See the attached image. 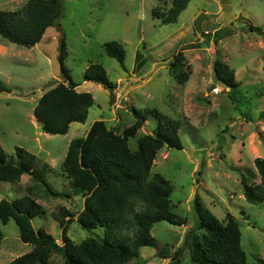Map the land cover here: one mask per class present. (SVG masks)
Returning a JSON list of instances; mask_svg holds the SVG:
<instances>
[{"label":"rangeland","instance_id":"rangeland-1","mask_svg":"<svg viewBox=\"0 0 264 264\" xmlns=\"http://www.w3.org/2000/svg\"><path fill=\"white\" fill-rule=\"evenodd\" d=\"M26 0H0V10L21 7ZM62 13L32 47L9 42L0 35V145L16 160L15 147L36 155V167L65 198L52 197L29 175L16 183L0 181V199L24 194L34 198L43 213L33 218L58 244L61 228L51 214L60 207L73 213L66 235L75 243L103 236V229L85 230L76 222L83 197L74 192L61 171L70 140L86 136L95 120H103L117 133L135 121L132 107L142 112L156 109L179 121L181 148L163 147L156 153L151 173L158 172L172 185L173 212L182 225L157 222L151 229L155 248L142 247L140 257L128 264H167L182 245L196 221L194 198L219 221L231 214L239 220L240 245L246 264H264V202L252 204L243 196L241 178L259 181L254 166L264 156V0H190L177 21L162 24L153 9L167 10L171 0H61ZM250 25L261 30L250 29ZM64 39V64L77 91L89 92L93 103L84 123L73 122L65 134L44 133L33 115L38 98L58 82H64L58 62L59 41ZM114 40L125 50L124 66L109 57L102 44ZM183 54L187 78L179 83L170 72L173 55ZM144 64L135 67L136 53ZM218 58L228 64L240 82L234 99L228 88L213 81L212 65ZM90 63L101 64L110 92L101 84L83 81ZM156 119L149 115L128 140L137 147V137L151 134ZM70 216L67 217L69 219ZM0 264L31 250L19 238L13 219L0 222ZM49 264H64L54 253ZM180 264H190L184 251Z\"/></svg>","mask_w":264,"mask_h":264},{"label":"trees","instance_id":"trees-1","mask_svg":"<svg viewBox=\"0 0 264 264\" xmlns=\"http://www.w3.org/2000/svg\"><path fill=\"white\" fill-rule=\"evenodd\" d=\"M189 1L171 0L167 10L153 9L151 15L162 24L175 23ZM61 13V0H26L19 8L0 10V35L9 42L32 47L41 40L46 29L55 24ZM249 27L261 30L253 25ZM102 47L125 69V50L119 42L106 41ZM66 55L65 42L61 38L58 62L67 83L58 82L45 91L33 109L34 118L47 134H65L71 123H84L93 103L89 92L75 89L77 84L71 80L64 64ZM182 59L183 54L179 50L173 55L169 67L179 83L187 78ZM136 61L135 67L139 69L143 66L139 52L136 53ZM212 70L213 81L228 88L229 97L234 99L240 82L235 79L233 70L218 58L214 60ZM82 79L101 84L110 92L115 87L99 63L88 64ZM3 89L0 84V91ZM131 110L135 121L120 133L107 128L103 120H95L86 136L70 140L61 163V171L69 179L74 192L81 193L83 197V206L76 212V222L89 231L102 228L103 236L87 237L75 243L66 235L67 225L74 214L60 207L51 214L61 228L62 243L58 244L44 228L33 224V218L43 213L34 198L27 194L14 199L1 198L0 222L5 224L13 219L20 240L32 245L30 251L15 257L8 264H49V258L54 253L62 257L64 264H128L141 258L142 247H156L157 241L151 234L155 223H185V218L172 210L170 181L162 174L150 171L159 149L181 148L178 135L180 123L156 109L142 112L132 107ZM149 115L156 119L153 133L137 137L136 149H130L128 140L136 135ZM14 152L16 160L8 158L0 145L1 182L16 183L26 174L42 184L50 196H69L48 184L43 170L36 167L35 154L21 147H15ZM253 163L259 181L252 183L242 176V193L247 202L258 204L264 202V156L256 157ZM194 209L196 221L186 232L182 245L170 257L164 253L160 255L169 259L167 264H180L184 251H187L190 264H246L247 257L240 245L239 220L228 214L225 222L219 221L202 207L198 195L194 198ZM1 238L0 233V241ZM139 264H144V260L140 259Z\"/></svg>","mask_w":264,"mask_h":264},{"label":"crops","instance_id":"crops-1","mask_svg":"<svg viewBox=\"0 0 264 264\" xmlns=\"http://www.w3.org/2000/svg\"><path fill=\"white\" fill-rule=\"evenodd\" d=\"M23 176V175H22ZM22 176H21V178H22Z\"/></svg>","mask_w":264,"mask_h":264},{"label":"water","instance_id":"water-1","mask_svg":"<svg viewBox=\"0 0 264 264\" xmlns=\"http://www.w3.org/2000/svg\"><path fill=\"white\" fill-rule=\"evenodd\" d=\"M56 242H58V241H56Z\"/></svg>","mask_w":264,"mask_h":264}]
</instances>
